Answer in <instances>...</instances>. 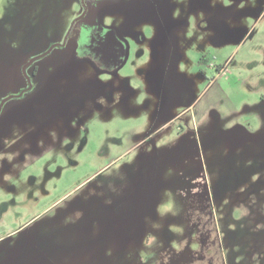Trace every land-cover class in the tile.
I'll use <instances>...</instances> for the list:
<instances>
[{"label": "rangeland", "instance_id": "obj_1", "mask_svg": "<svg viewBox=\"0 0 264 264\" xmlns=\"http://www.w3.org/2000/svg\"><path fill=\"white\" fill-rule=\"evenodd\" d=\"M0 264H264V0H0Z\"/></svg>", "mask_w": 264, "mask_h": 264}, {"label": "flooded vegetation", "instance_id": "obj_2", "mask_svg": "<svg viewBox=\"0 0 264 264\" xmlns=\"http://www.w3.org/2000/svg\"><path fill=\"white\" fill-rule=\"evenodd\" d=\"M99 1H100V0H81V3H82V5L84 6V8L87 9L89 5H94V4H96L97 2H99ZM80 18H81V17L75 19V21L73 22V25H72L73 28H74V25H76L77 21H78ZM73 28H72V29H73ZM72 29H71V30H72ZM70 33H71V32H70ZM33 62H34V60L31 61L29 64H32ZM29 64H28V65H29ZM25 69H26V67L23 68V70H25ZM35 70H36V69H35ZM26 76H27L26 83H27V85H29V83H30V86H31L30 77H29L27 74H26ZM27 87H28V86H27ZM120 222H121V224H123L122 220H121Z\"/></svg>", "mask_w": 264, "mask_h": 264}]
</instances>
